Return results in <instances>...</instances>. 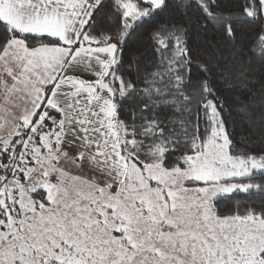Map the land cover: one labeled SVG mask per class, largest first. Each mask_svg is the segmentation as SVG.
Instances as JSON below:
<instances>
[{
  "label": "trees",
  "instance_id": "1",
  "mask_svg": "<svg viewBox=\"0 0 264 264\" xmlns=\"http://www.w3.org/2000/svg\"><path fill=\"white\" fill-rule=\"evenodd\" d=\"M13 39L28 48L60 44L55 37L19 31L0 17V56ZM81 45L115 47L102 80L112 92L116 142L127 163L184 169L203 150L215 122L231 156L264 163L260 0H159L156 5L101 0L73 46ZM54 114L30 131L35 145ZM7 157L0 153V165ZM27 165L0 192V222L26 214L15 185L24 183ZM242 183L245 190L211 201L214 214L264 219V171ZM26 193L36 207L48 203L41 189Z\"/></svg>",
  "mask_w": 264,
  "mask_h": 264
},
{
  "label": "rangeland",
  "instance_id": "2",
  "mask_svg": "<svg viewBox=\"0 0 264 264\" xmlns=\"http://www.w3.org/2000/svg\"><path fill=\"white\" fill-rule=\"evenodd\" d=\"M260 2L264 16V0ZM59 118L50 126L52 134L41 138L40 148L56 142L62 113ZM215 123L201 153L184 169L156 164L142 171L129 163L125 176L117 179L116 141L106 151L113 157L97 161L109 179L73 170V159L63 164L40 156L32 179L15 185L26 214L20 216V226L0 232V264H264V219L221 218L211 205L214 198L245 190L244 179L264 171V163L231 156L225 132ZM86 140L72 132L64 144L84 153ZM2 146L0 140V150ZM50 175L57 176L56 184L47 182ZM80 176L96 184L81 183ZM36 189L45 191L47 204L36 207L28 199L26 192Z\"/></svg>",
  "mask_w": 264,
  "mask_h": 264
},
{
  "label": "crops",
  "instance_id": "3",
  "mask_svg": "<svg viewBox=\"0 0 264 264\" xmlns=\"http://www.w3.org/2000/svg\"><path fill=\"white\" fill-rule=\"evenodd\" d=\"M100 1L0 0V16L7 24L22 32L55 37L60 43L28 48L20 39H13L0 56V140H3V146L20 139L29 127L32 131L37 125H42L51 113L55 114L50 118V123L57 117L60 119L62 113L59 122L61 134L50 147L44 143L41 148L40 145L35 146L38 160H35L36 156L26 161L24 182L28 181L34 165L43 156L60 159L63 164L73 159V170L89 173L95 178H98V174L109 179L105 174L107 171H101L97 161L106 156L113 157L114 154L111 151L106 153L116 141L112 92L102 79L114 62L115 47L73 46ZM146 1L155 5L159 3V0ZM61 107H65L70 115L69 120L63 118ZM97 125H103L102 132L94 131ZM85 126H88L87 129H84ZM72 132L78 139H87L84 153L75 152L71 146L64 144ZM46 134H52L50 127L41 134V138ZM115 152V162L119 166L121 164V168L117 166V179H120L125 176L129 163L120 160L119 150ZM70 155L74 158H70ZM100 164L105 165V162ZM145 167L140 170L144 171ZM90 178L86 176L91 183L89 185L96 184ZM79 179L81 183L89 182L81 176ZM17 202L23 206L19 199ZM20 219V216L8 219L4 224L2 220L0 232L20 226Z\"/></svg>",
  "mask_w": 264,
  "mask_h": 264
},
{
  "label": "built area",
  "instance_id": "4",
  "mask_svg": "<svg viewBox=\"0 0 264 264\" xmlns=\"http://www.w3.org/2000/svg\"><path fill=\"white\" fill-rule=\"evenodd\" d=\"M3 153L8 155V157L0 167V192L6 186V183L16 179L19 171L25 165V159L35 157L33 144L27 135H24L14 143L5 145ZM47 180L52 185L58 182L56 175H50Z\"/></svg>",
  "mask_w": 264,
  "mask_h": 264
},
{
  "label": "clouds",
  "instance_id": "5",
  "mask_svg": "<svg viewBox=\"0 0 264 264\" xmlns=\"http://www.w3.org/2000/svg\"><path fill=\"white\" fill-rule=\"evenodd\" d=\"M30 129H31V127H29L28 129H27V131L25 132V133H23L22 134V136H21V138L24 136V135H27V137L30 139V141L32 142V144H33V149H34V153H35V157L37 156L36 154V151H35V144H34V142L32 141V137H31V132H30ZM19 139H16V141H18ZM16 141H11V142H8V143H6L5 145H7V144H10V143H14V142H16ZM4 145V146H5ZM3 146V147H4ZM1 153L3 154V148H2V150H1ZM35 157H31L32 159H35ZM29 159V158H28ZM38 159V156L36 157V159L35 160H37ZM25 162H26V159H25ZM1 166V165H0ZM14 181V180H13ZM13 181H10L9 183H12ZM48 181V180H47ZM49 183V182H48Z\"/></svg>",
  "mask_w": 264,
  "mask_h": 264
},
{
  "label": "water",
  "instance_id": "6",
  "mask_svg": "<svg viewBox=\"0 0 264 264\" xmlns=\"http://www.w3.org/2000/svg\"><path fill=\"white\" fill-rule=\"evenodd\" d=\"M11 185V184H10Z\"/></svg>",
  "mask_w": 264,
  "mask_h": 264
}]
</instances>
